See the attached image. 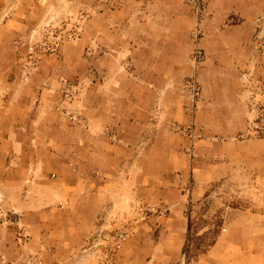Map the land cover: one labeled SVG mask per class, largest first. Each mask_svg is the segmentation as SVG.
I'll use <instances>...</instances> for the list:
<instances>
[{"label": "crops", "instance_id": "crops-1", "mask_svg": "<svg viewBox=\"0 0 264 264\" xmlns=\"http://www.w3.org/2000/svg\"><path fill=\"white\" fill-rule=\"evenodd\" d=\"M242 23L249 31L247 21ZM166 29L172 31L156 22L110 23L109 52L94 56L95 71L83 80H94L92 91L84 89L76 105L87 128L60 113L58 79L68 69L31 71L27 87L19 66L0 52V185H27L35 209L36 224L29 227L35 252L50 255L49 264H177L188 219L180 198L159 196L161 185H183L189 175L200 174L205 184L230 174L243 179L262 164L253 139L228 143L221 153L211 143L203 168L191 164L180 136L163 130L158 118L150 120L153 104L161 106L165 93L162 64L181 59L171 54L177 41ZM246 42L242 54L221 55V66L227 62L230 70L239 62L244 75L259 77L261 59L251 60ZM210 68L214 76L220 67ZM216 83L207 89L205 133L231 140L245 128L248 89ZM164 111L182 115L179 107ZM106 127L114 137L103 132ZM119 219L130 225V237L104 259L89 248L90 233L99 222ZM193 264H264V217L245 216L231 225Z\"/></svg>", "mask_w": 264, "mask_h": 264}, {"label": "rangeland", "instance_id": "rangeland-1", "mask_svg": "<svg viewBox=\"0 0 264 264\" xmlns=\"http://www.w3.org/2000/svg\"><path fill=\"white\" fill-rule=\"evenodd\" d=\"M201 4L203 11L198 13L192 0H0L1 56L11 58L19 66L28 81L27 87L31 71L40 70L42 75L48 67L56 71L68 69V76L58 79L60 113L72 124L87 128L85 117L76 105L84 89L92 91L94 80L90 77L88 85L83 80L95 71L94 56L109 52L110 23L156 22L172 27V31H164L168 38L177 41L170 46L171 54L176 57L178 53L181 59L162 64L166 70L162 108L159 103L153 104L150 120L158 118L163 130L180 136L188 161L202 168L204 154L211 143L216 153H221L227 150L228 143L258 141L260 145L254 149L260 150L262 164L243 179L230 174L205 184L200 180L204 175L200 174L196 179L189 175L183 185H161L165 189L159 196L180 198L182 212L188 219V231L177 264H193L231 225L241 222L245 216L264 217V0H201ZM242 21H247L249 31L244 30ZM145 31L142 30L143 35ZM245 39L251 60L261 59L263 71L259 77L244 75L238 68L239 62H233L235 68L230 70L227 62L221 66L224 64L220 61L221 55L233 57L244 52ZM82 56L85 60L80 59ZM214 58L219 60L214 62ZM214 64L220 68L213 76L210 67ZM216 80L224 87L245 85L248 89L245 128L231 140L225 135L211 138L205 133L207 89L215 87ZM67 88L71 92L69 98H65ZM213 105L221 107L218 102ZM164 106L179 107L182 115H170L171 112L168 115ZM103 132L114 137L108 127ZM47 177L52 180V175ZM28 193L27 185H0V264L51 262L47 253L35 252L36 243L29 229L36 224L31 216L35 209L26 197ZM105 230L126 234V240L115 254L128 241L130 225L122 219L103 221L90 233L89 248L100 250L98 256L109 259L99 239Z\"/></svg>", "mask_w": 264, "mask_h": 264}, {"label": "built area", "instance_id": "built-area-1", "mask_svg": "<svg viewBox=\"0 0 264 264\" xmlns=\"http://www.w3.org/2000/svg\"><path fill=\"white\" fill-rule=\"evenodd\" d=\"M194 2V5L196 7V11L198 13H201L203 11V5L201 4V0H192ZM71 96L70 90L67 88L65 91V98H69ZM193 134V129L191 130ZM99 239L101 238L102 242L104 243V252L107 254L108 257H112L111 255L114 254V252L119 249L124 241L126 240V234L123 231H109L105 230L102 231L99 235Z\"/></svg>", "mask_w": 264, "mask_h": 264}]
</instances>
